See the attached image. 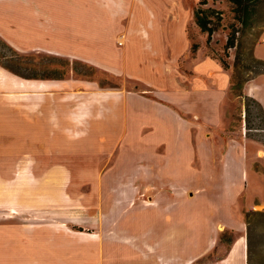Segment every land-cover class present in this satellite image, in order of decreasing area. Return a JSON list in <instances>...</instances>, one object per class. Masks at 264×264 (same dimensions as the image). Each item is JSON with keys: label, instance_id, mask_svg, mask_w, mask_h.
I'll use <instances>...</instances> for the list:
<instances>
[{"label": "crops", "instance_id": "crops-1", "mask_svg": "<svg viewBox=\"0 0 264 264\" xmlns=\"http://www.w3.org/2000/svg\"><path fill=\"white\" fill-rule=\"evenodd\" d=\"M168 1L171 5L162 7L163 0H0V37L15 49L46 51L128 75L150 86L155 96L91 89L89 82L75 92L78 85L60 79L8 84L5 88L0 85V209L10 211L8 218L0 219V264L28 263L35 250L50 259V231L40 233L42 238L37 242V231L18 228L17 215L11 213L15 210L17 214L19 209V184L32 189V195L39 193L37 204H48L51 173L60 182V175L76 170L82 179L89 156L96 165L101 156L129 148L131 141L154 149L157 187H164L163 182L170 187H206L213 183L212 177L227 188L217 199L194 195L184 202L200 198V204L230 205L237 201L246 182L248 186L247 149L241 141L246 145L259 142L240 135L239 142H230L224 152L215 142L217 137L232 139L230 134L217 132L224 124L233 73L208 53L205 32L194 18L200 0ZM193 39L198 42L195 49ZM162 50L169 53L164 56ZM252 53L264 62V30ZM137 66L151 71L154 81L136 76ZM240 96L244 109V99L251 98L264 113V72L249 78ZM208 126L213 127V136L204 138ZM152 135L156 143H150ZM217 155L222 156L220 162ZM125 165L129 163L122 155L121 172L127 170ZM117 166L107 170L110 175L104 181L109 187L125 182L114 176L119 172ZM253 176V190H258L259 175L253 172ZM102 183L101 178L93 181L96 186ZM176 200L168 194L152 198L153 210L164 213L168 223L161 231L162 244L165 231L172 227L169 211L177 210L178 206H171ZM201 207L209 217L211 208ZM191 208L194 212L197 207L192 204ZM221 214L231 221V228L242 229V220L233 216L231 209L224 207ZM174 221L173 226H177V217ZM96 249V241L83 246L79 243L78 248L69 250L73 257L63 254L62 259L81 264L82 253L90 252L93 257ZM57 250L60 257L62 252Z\"/></svg>", "mask_w": 264, "mask_h": 264}, {"label": "rangeland", "instance_id": "rangeland-1", "mask_svg": "<svg viewBox=\"0 0 264 264\" xmlns=\"http://www.w3.org/2000/svg\"><path fill=\"white\" fill-rule=\"evenodd\" d=\"M210 2L208 0L206 4H200L199 1L197 6L207 7ZM169 5L171 3L168 0H163L162 7ZM215 5L221 13V27L213 33L210 41L205 32L204 43L209 48V55L225 60L233 73V86L226 101L224 124L217 132L222 136L230 134L232 139L220 140L217 137L216 146L220 152H224L230 142H239L240 135L243 138L252 137L259 142H249L246 145V141H241L247 149L248 186L246 182V188L238 195L237 201L230 205L200 204V198L184 202L185 198L194 195H208L210 199L223 197L227 188L224 189L222 183L212 177L213 183L206 187H170L165 182L164 187L155 186L154 183H158L155 181L158 171L154 163V149L138 146L131 141L129 148L116 150L109 156H101L96 165L92 163V156H89L85 172L81 173L82 179L76 170H67L60 175L63 177L62 180L60 177V182L51 173L48 204H37L35 198L40 196L39 193L32 195V189L22 188L19 184V209L17 214L15 210L11 212L12 215H17L18 228L35 229L37 242L42 238L40 233L50 231V259H46L41 251L35 250L33 258L25 264H77L78 261H64L63 254L71 258L74 252L69 251L70 249L78 248L79 243L82 246L88 245L90 241L97 242L96 253L93 257L90 252L82 253L81 264H160L159 261L166 264H264V152L262 156L257 155L264 151V113L251 98L244 99V109L243 97L240 96L245 82L264 71V63L255 59L252 53L253 45L264 30V0H253L252 13L246 25L241 23L234 11L235 5L229 0H218ZM232 30L236 31V45L228 48V35ZM190 33L192 38V32ZM196 43L198 42L193 39L192 45L195 46ZM168 53L162 50L164 56ZM137 62L138 59L135 63ZM134 74L154 81L151 71L138 66ZM55 77L67 80L68 85H78L75 92L83 90L81 84L89 82L91 89L120 90L133 97L148 95L155 98L150 86L128 75L114 74L89 62L46 51L17 50L0 37V85L3 88L8 84L57 79ZM192 118L197 122V116ZM208 127L203 131L204 138L213 136V127ZM149 141L156 143V137L152 135ZM122 155L129 163L128 166L125 165L129 170L124 172H121ZM221 158V155H217L216 161L220 162ZM114 166H120L119 172H114V176L125 182L118 187H109L104 180L110 175L107 170ZM253 172L260 178L258 190H253ZM20 178L19 173L18 179ZM99 178L103 183L100 186L94 185L93 181ZM162 194L178 199L171 204L172 207H178L177 210L169 211L173 217L172 227L165 231L163 244L161 231L168 223L163 219L164 213L152 208L155 206L152 198ZM112 196L114 201L108 202ZM184 203L188 205L182 206ZM192 204L197 207L194 212ZM201 206L211 208L209 217ZM224 207L231 209L233 216L242 220V229L230 227L231 221L224 219L221 214ZM91 208L94 210L91 211ZM9 216L8 209H0L2 221ZM175 217L177 226H173ZM239 242L245 243L239 246ZM59 248L60 254L62 252L60 257L57 250Z\"/></svg>", "mask_w": 264, "mask_h": 264}, {"label": "trees", "instance_id": "trees-1", "mask_svg": "<svg viewBox=\"0 0 264 264\" xmlns=\"http://www.w3.org/2000/svg\"><path fill=\"white\" fill-rule=\"evenodd\" d=\"M208 0H200V4H206ZM218 0H211L210 4L207 7L198 6L194 11V18L196 24L200 27L203 32L208 33V40L212 38V35L215 31L221 27V17L219 9H216L215 2ZM235 5L234 11L239 17L242 24H247V19L252 13V2L253 0H229ZM236 45V31L232 30L228 35L227 47L231 48ZM197 45L193 46L195 49ZM259 62H263L257 59ZM223 67L229 69V64L225 60H221ZM264 63V62H263ZM264 72V71H263ZM262 73V72H259ZM61 79V77H55ZM250 251V249H249Z\"/></svg>", "mask_w": 264, "mask_h": 264}, {"label": "bare ground", "instance_id": "bare-ground-1", "mask_svg": "<svg viewBox=\"0 0 264 264\" xmlns=\"http://www.w3.org/2000/svg\"><path fill=\"white\" fill-rule=\"evenodd\" d=\"M244 243H245V242H244ZM244 243H242V242H239V246L243 245Z\"/></svg>", "mask_w": 264, "mask_h": 264}]
</instances>
